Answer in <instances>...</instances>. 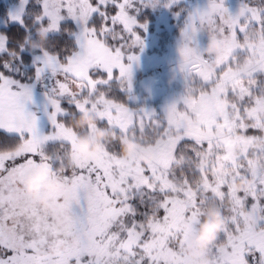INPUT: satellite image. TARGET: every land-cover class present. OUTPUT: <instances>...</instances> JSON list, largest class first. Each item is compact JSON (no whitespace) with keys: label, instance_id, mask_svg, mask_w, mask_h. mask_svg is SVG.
Segmentation results:
<instances>
[{"label":"snow or ice","instance_id":"1","mask_svg":"<svg viewBox=\"0 0 264 264\" xmlns=\"http://www.w3.org/2000/svg\"><path fill=\"white\" fill-rule=\"evenodd\" d=\"M30 3L20 0L8 18L24 32L17 49L10 51L9 36L0 34V53L11 58L3 67L26 81L0 72V130L10 134L0 138V264H191L186 242L209 205L227 219L209 253L211 264H264V0L255 6L242 0L235 13L226 0H209L206 9L189 13L179 48L186 92L162 114L107 95L114 88L131 92L139 55L123 49L144 50L134 29L147 31L138 15L155 9L154 0H35L40 8L28 12ZM38 33L48 37L40 46L33 43ZM202 33L222 39L216 57L202 54ZM54 35L66 38L62 47ZM48 81L53 131L46 135L26 105L34 87ZM65 99L75 111L62 107ZM89 109L103 126L137 140L152 162L143 163L139 154L122 157L113 150L118 144L81 160L77 131L59 118L73 121ZM49 144L67 145L64 155L50 154ZM65 158L72 161L70 174ZM40 165L59 168L67 186L48 207L23 188L25 174ZM242 180L249 188L235 191ZM77 236L84 242L72 248Z\"/></svg>","mask_w":264,"mask_h":264},{"label":"rangeland","instance_id":"2","mask_svg":"<svg viewBox=\"0 0 264 264\" xmlns=\"http://www.w3.org/2000/svg\"><path fill=\"white\" fill-rule=\"evenodd\" d=\"M120 2H122V0H120ZM165 2L166 0H162L161 5L156 7L159 11L153 22L154 26L152 30H150L149 27L150 22L146 23L147 31H141V33L137 28L134 29V31L141 34L144 39V50L140 52L136 47L129 49L128 52L123 50L125 54L137 53L139 55V63L133 66L131 92L125 93L129 94L128 97L131 96V99H127L128 103L125 104H128L129 107L133 109L142 108L148 111H155L158 114H162L168 106L179 100L186 92V85L182 74H180V76L183 80L181 79L180 81H178V78H173L170 74L166 77L165 75L179 68L181 62L179 52L182 39L181 33L189 13L197 9L204 10L209 5V0H180L178 5L168 8L163 6ZM241 2V0H226V6L231 12L235 13L238 11L237 8ZM2 3L6 6L7 12L5 15L0 13V30L12 24L8 22V18L10 14L18 10L20 0H0V5ZM181 9L184 11H181ZM177 13H179V15H177ZM129 14L135 15V12L129 10ZM204 27L206 29L207 25ZM0 34L2 33L0 32ZM132 39L131 37L130 44L132 43ZM207 41V34H200L198 42L202 48L207 44ZM170 45L176 46V50L173 52V58L170 57L172 56V53L169 52ZM173 59L175 62L179 63L177 65L178 67H174ZM117 74L118 70L114 72V76ZM57 79L63 81L62 76ZM162 79L165 80H163L164 84L154 85L150 83V80L155 81ZM193 81L198 87L199 77L195 74H193ZM51 83H53V81L36 85L33 90V101L26 105V111L36 115L39 129L42 134L46 135L51 134L53 131V127L48 118L52 109L48 105L46 96V93L50 90ZM68 105L66 99L62 100L63 108L75 111V109L68 107ZM59 119L63 122L61 117ZM147 131L151 134V127H149ZM0 137L5 138V135H0ZM15 141L17 140H12L11 143ZM53 146L48 145L47 151L50 154H59L62 148L58 145ZM64 162L68 164V159L65 158ZM68 172L69 174L71 173V167L68 168ZM251 202V199H249V205Z\"/></svg>","mask_w":264,"mask_h":264},{"label":"clouds","instance_id":"3","mask_svg":"<svg viewBox=\"0 0 264 264\" xmlns=\"http://www.w3.org/2000/svg\"><path fill=\"white\" fill-rule=\"evenodd\" d=\"M159 5V0H154ZM227 23V20L224 21ZM47 35L38 33L37 39L33 42L40 46L46 43ZM223 47L222 39L209 34L207 44L202 48L205 57H216ZM100 116L92 110H85L73 121L72 127L77 131L75 145L76 155L83 161H89L97 156L102 149L118 144L119 152L124 158H131L139 154V159L150 164L153 157L149 153H140V143L130 137H123L111 127L102 126ZM67 167H72V161L68 160ZM63 173L59 168L45 167L40 165L28 171L23 177V188L33 201L41 207H48L50 197L63 196L66 192V184L63 181ZM249 182L239 181L234 185L237 192L246 191ZM249 224H254L253 217L245 214ZM227 219L223 210L216 205H209L204 209L203 216L193 235L186 242L185 252L191 264H211L209 255L213 245L222 233ZM84 238L75 237L71 239L72 248H79Z\"/></svg>","mask_w":264,"mask_h":264},{"label":"trees","instance_id":"4","mask_svg":"<svg viewBox=\"0 0 264 264\" xmlns=\"http://www.w3.org/2000/svg\"><path fill=\"white\" fill-rule=\"evenodd\" d=\"M244 2H247L250 6H255V4H256V0H244ZM92 3L93 4L97 3V0H92ZM239 5H240V3H239ZM188 6H190V5H188ZM38 8H40V5H36L35 4V0H31V3L28 6L27 11L28 12H32V11H35L36 9H38ZM237 9H239V7ZM158 11H159V9H157V8H155V9H153V8H145L138 15V20L140 21V23H148V22H150L149 23L150 24L149 27H150V30H152V28L154 26L153 25L154 24L153 22H154V20L157 17ZM6 12H7V8L2 3L0 5V13L3 14V15H5ZM108 12H109L110 15H114V14H116L117 10H115L112 7V5H109ZM94 19L98 20L99 18L98 17H94ZM63 27H64V25L62 24V28ZM72 27L74 28V25H72ZM122 27H123L122 25L117 24L116 25L117 31H121ZM137 30H139L140 32L142 31L139 28H137ZM0 32L2 34H6V35L9 36L8 48H9L10 51L17 49V43L19 42V39H21L23 37V35H24L23 29H21L19 27V25H16V24H10L9 26H7L5 28H2L0 30ZM122 34L125 35V38L127 39L128 43L130 44L131 37H129L126 32L125 33H122ZM65 39L66 38L64 36H59V35H54L53 36L54 43L57 44V45H59V46H61V47L63 46V43H64ZM110 43H113V42L110 41ZM123 50L126 51V52L129 51L128 48H124ZM175 50H176V46L174 47L173 45H170L169 52L172 53V56H170L171 58H173V52ZM24 60H25V63L26 64H30V62H31L30 56H27V55L24 57ZM5 62H11L10 56H8L7 53H0V72H3L5 75H8V76H10V77H12L14 79H20L21 82H26L24 77H22V76H20V75H18L16 73H14V72H9L7 69H5L3 67V65L5 64ZM168 74L172 75L173 78H178V81H180L182 79L181 76H180V72L179 71H172V72H169ZM166 76L167 75H165V77ZM107 95L110 98H114L116 101H119V102H122V103H128V100L127 99H128V95L129 94H125V93L120 92L118 90V88H114L112 91L108 92ZM68 107L72 108V106H70V105H68ZM61 120L66 125H68V126H71L72 125V121H71L70 118H63V117H61ZM249 134L250 135H260V133L257 130H255V129H249ZM53 145L54 146H57V145L59 146V144H49V146H53ZM66 148H67V145H65V148H62L61 149V151H60L59 154L60 155H64V152H65V149ZM113 150L114 151H119V148H116V149H113ZM162 214L163 213L161 212V215Z\"/></svg>","mask_w":264,"mask_h":264},{"label":"flooded vegetation","instance_id":"5","mask_svg":"<svg viewBox=\"0 0 264 264\" xmlns=\"http://www.w3.org/2000/svg\"><path fill=\"white\" fill-rule=\"evenodd\" d=\"M173 64H174V67H178L177 65H178L179 63L175 62L174 59H173ZM172 70H174V69H172ZM174 71H179V68H177V69L174 70ZM166 75H168V73H167ZM164 79H165V78H164ZM164 79L160 80L161 82H160L159 84H154V85H161V84H164V82H163ZM164 81H165V80H164ZM0 135H5V137H7V136H9L10 134L6 133L4 130H0ZM0 138H1V137H0ZM15 143H18V140L15 141V142H13L12 144H15ZM10 163H11V162H6V166H8Z\"/></svg>","mask_w":264,"mask_h":264},{"label":"water","instance_id":"6","mask_svg":"<svg viewBox=\"0 0 264 264\" xmlns=\"http://www.w3.org/2000/svg\"><path fill=\"white\" fill-rule=\"evenodd\" d=\"M160 82H161L160 80H156V81L150 80V83H153V84H159Z\"/></svg>","mask_w":264,"mask_h":264}]
</instances>
